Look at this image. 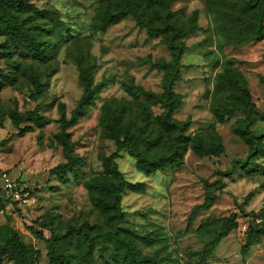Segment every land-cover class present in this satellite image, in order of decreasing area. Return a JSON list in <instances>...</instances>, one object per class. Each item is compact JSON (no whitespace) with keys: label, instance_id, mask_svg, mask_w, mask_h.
I'll list each match as a JSON object with an SVG mask.
<instances>
[{"label":"rangeland","instance_id":"obj_1","mask_svg":"<svg viewBox=\"0 0 264 264\" xmlns=\"http://www.w3.org/2000/svg\"><path fill=\"white\" fill-rule=\"evenodd\" d=\"M26 1L45 11L24 10L20 16L49 44L50 58L41 63L23 43L0 33V169L10 171L30 192L22 207L0 201V264H19L1 254L13 233L25 245L30 262L32 248L40 252L38 264H48L44 242L28 228L45 238L86 231L85 246L67 248L87 250L93 244L89 250L94 264H124L119 242L124 236L136 238L142 254L156 253L160 264H195L188 252L202 247L207 251L203 264H264V235L243 249L250 222L264 226V90L259 82L264 74V37L227 44V36L233 42L245 36L238 22L228 21V31L220 30L205 0H165L166 7L159 9L170 13V21L188 26L196 10L198 24L196 31L181 38L185 49L173 85L181 103L172 117L185 129L167 131L161 126L164 106L150 102L146 116L139 102L141 90L162 93L164 73L153 62L172 57L164 37L148 36L130 13L105 30L95 28V11L101 6L115 10L119 0ZM145 3L146 16L159 22L157 6L150 0H137L138 10L142 13ZM226 4L224 12L238 13L231 1ZM40 23L53 32L39 29ZM234 29L237 37L229 34ZM228 59L247 81L257 108L249 130L262 145L246 169L227 176L222 172L232 160L249 151L237 131L244 113L236 111L220 120L212 108L215 81ZM79 65L91 71L100 89L86 114L65 130L82 163L77 177L68 172L69 180L62 183L52 171L66 161L56 137L61 131L58 104L64 103L69 117L83 93ZM34 77L42 84L36 99ZM33 110L43 116L40 127L25 121L16 124L9 116L12 111ZM116 114L120 137L132 136L133 141L114 157L117 142L108 128ZM25 126L32 128L22 132ZM176 135L186 148L171 161ZM199 140L219 154L196 153L192 145ZM137 155L160 159L164 167L145 173ZM107 180L121 183L117 200L99 189ZM208 190L216 197L205 207ZM232 214L236 226L215 241L218 228Z\"/></svg>","mask_w":264,"mask_h":264},{"label":"trees","instance_id":"obj_2","mask_svg":"<svg viewBox=\"0 0 264 264\" xmlns=\"http://www.w3.org/2000/svg\"><path fill=\"white\" fill-rule=\"evenodd\" d=\"M208 8L214 14V18L218 21L220 30H227L226 26L228 21L238 22L240 24V31H243L245 36L243 38H236V42H233L230 36H227V44H239L241 41H259L264 37V0H205ZM232 2L236 6L238 13L224 12V5ZM151 3L156 4V13L158 14V21L153 22L151 17H147L148 13L147 4H144V10L142 13L138 10L137 0H119L115 10H111L108 7L101 6L93 15V26L98 30H105L109 25L116 23L118 20L132 14L135 16L136 21L141 24L146 31V34L150 37L162 36L165 38L166 44L171 51V59L156 60L153 65L164 73L162 93L160 96L141 90L140 95V108L142 113L148 116V106L150 102H160L165 110L162 116L161 126L164 130L174 131L185 129L180 121H177L172 117V112L181 103V96L174 91V82L179 78L180 74V57L184 51V45L181 38L187 34H190L197 30V11L194 10L191 14L190 22L188 26L182 23H175L170 21V13L160 11L159 7L165 8V0H150ZM24 10H31L32 12H45L42 9L36 8L32 3H28L26 0H0V33H7L8 36L16 41L23 43L28 53L41 63L47 62L50 58V47L44 40L39 31L35 33L30 24L27 23V18L20 16ZM31 16V15H30ZM32 17V16H31ZM225 21V23H222ZM39 29L44 31L53 32L50 27H45L43 24H38ZM236 29L230 30L229 34L236 36ZM228 31V30H227ZM78 76L83 88V93L79 98L74 109L70 111L69 117L66 114L64 103L58 104L59 122L61 131L56 134V137L63 145L66 161L58 164L53 168V173L57 175L58 179L65 183L69 180L68 172L71 173L73 178H76L82 159L78 154L72 152V147L67 140V133L65 130L73 125L80 117L84 116L87 112L88 106L92 103L95 94L100 89L99 84H95L92 79L91 71L81 65L78 66ZM35 85V91L32 93V98L36 99L42 90V84L37 77L32 79ZM259 82L263 85L264 90V74L259 76ZM212 108L215 115L220 119H224L226 116L231 115L236 111L244 113V118L240 120L238 124V133L241 135L249 146L247 155L242 158H235L232 160L230 167L222 172L223 175H230L236 169L244 170L247 167L248 162L258 154L262 143L260 139L249 130V127L253 121L254 112L257 111L255 103L252 101L250 91L247 86V81L241 72L233 67V60L228 59L226 66L222 73L218 74L214 90L212 93ZM10 119L14 123L21 121L32 123L38 127L43 124V116L38 114L35 110L20 113L18 111H12L10 113ZM264 117V115L262 116ZM120 117L111 115V123L109 124V135L117 142V148L114 152V157L118 155V152L125 148V145L133 141L132 136L120 137L122 127L119 125ZM31 126H25L21 131L31 129ZM182 137L175 136L172 142V154L169 159L177 160L182 150L186 148ZM193 150L199 155L205 154H219V150L213 152L210 150L211 146L204 147L201 140L196 141L192 145ZM138 157V158H137ZM137 163L140 164L141 169L145 173L155 172L156 169L164 167L160 159L152 158L145 160L139 158L137 155ZM138 164V165H139ZM132 187H135L132 185ZM122 185L120 182L114 184L112 180L105 181L99 188L104 194L111 195L113 199H118V191L121 190ZM136 190H139L137 188ZM215 194L211 190L207 192V202L205 207L211 205L215 199ZM3 199L0 198V201ZM236 226L234 221V215L232 214L226 223L222 224L215 235V241H218L221 237L225 236L230 230ZM32 235L44 242L46 246V257L48 264H94L92 262L91 254L93 244L87 247V250H68V245L74 244L78 246H85L88 241V235L86 231H77L71 236L53 235L50 238H45L41 231L28 228ZM246 236L244 248L246 249L252 244H257L261 240V236L264 235V226L253 225V222L246 228ZM10 245L3 246L1 254H6L10 259L19 264H38L40 259V252L38 250H32V261L28 260V253L25 245L20 240L17 234L13 233L8 238ZM120 244L124 248V264H160L157 254H142L137 248V240L132 237H120ZM189 257L195 258V264H203L207 259V251L205 247L200 249L191 250L188 252Z\"/></svg>","mask_w":264,"mask_h":264},{"label":"built area","instance_id":"obj_3","mask_svg":"<svg viewBox=\"0 0 264 264\" xmlns=\"http://www.w3.org/2000/svg\"><path fill=\"white\" fill-rule=\"evenodd\" d=\"M30 192L28 186L18 180L13 174L4 169H0V198L22 207L29 201Z\"/></svg>","mask_w":264,"mask_h":264}]
</instances>
